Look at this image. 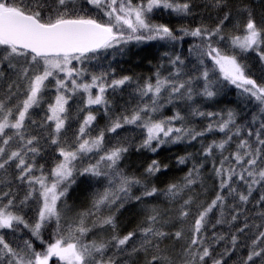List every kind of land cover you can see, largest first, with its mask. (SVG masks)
Segmentation results:
<instances>
[{
    "label": "snow or ice",
    "instance_id": "obj_1",
    "mask_svg": "<svg viewBox=\"0 0 264 264\" xmlns=\"http://www.w3.org/2000/svg\"><path fill=\"white\" fill-rule=\"evenodd\" d=\"M87 4L102 16L78 7L77 0H0V172L8 176L11 170L19 181L17 189L27 186L20 196L11 180L0 181L4 184L0 188V264H138L141 259L143 264H264V74L254 77L239 59L241 54L254 53L264 65V14L257 20L251 6L243 2L233 6L230 0H206L205 7L216 12L213 24L201 18L191 26L181 23L172 27L155 22L152 14L161 10L177 17H193V0H87ZM185 37L194 38L188 51L203 66L194 77L185 78V60L168 52L164 53L171 65L168 75L158 70L154 81L148 78L143 83L128 75L109 79L108 72L93 74L85 81V70L74 64L94 58L89 54L110 49L122 52V45L131 41H162L175 46ZM9 69L12 74L6 76ZM215 71L258 105L260 123L255 131L242 134L244 129L231 110L225 116L193 109L192 115L210 120L199 130L189 126L179 111L155 118L166 104L191 101L194 94L214 97L221 86L220 78H211ZM196 80L204 82L202 91L194 89ZM133 83L141 103L129 114L109 115L112 106L106 97L108 90L116 92ZM53 88L54 102L48 104L45 117L51 124H38L31 118V110L40 107ZM93 89L98 90L96 94ZM78 93H83L85 108L102 106L110 123L93 135L90 129L96 115L88 111L75 140L65 147L61 141L69 120V101ZM256 120L253 116L252 122ZM37 124L51 129L50 143L57 145L62 157L47 172L36 161L41 154L40 137L29 131ZM125 125L146 130L136 150L152 153L162 146L197 141L213 131L223 133L219 141L207 145L200 141L202 154L211 158L218 181L214 198L199 201L191 194L182 196L186 191L192 193L197 183L203 187V162L194 163L183 182L171 183L163 190L126 175L119 163L129 146L104 147L105 133H115ZM90 153L98 154L95 163L78 167L75 162ZM190 158L191 154L181 156L178 163L185 164ZM167 167L153 158L144 171L152 177ZM74 172L105 178L107 184L95 194L87 210L72 216L65 198L76 182ZM138 185L143 191L133 194ZM258 188L261 194L253 206L260 209L255 213L259 222L250 221L246 210ZM157 194L180 201L175 217L181 227L174 231L167 228L171 217L152 208L140 226L120 234L115 214L130 201L143 202ZM30 201L36 205L34 220L24 214V209L31 207ZM49 225L53 230L46 239L44 230ZM217 226L222 230L212 231ZM169 242H179V247L173 244L169 248ZM242 250L246 251L238 259H229Z\"/></svg>",
    "mask_w": 264,
    "mask_h": 264
},
{
    "label": "trees",
    "instance_id": "obj_2",
    "mask_svg": "<svg viewBox=\"0 0 264 264\" xmlns=\"http://www.w3.org/2000/svg\"><path fill=\"white\" fill-rule=\"evenodd\" d=\"M134 3H138L139 0H133ZM233 6L243 2L251 6L254 10L257 20L260 19L261 14H264V0H230ZM196 15L193 17H177L174 14L170 15L167 12L156 10L153 15L155 22L169 23L172 27H179L181 23L186 25H193L200 23L201 18H204V22L211 25L214 23L216 12L211 8L205 7L206 0H193ZM77 6L83 7L89 10L92 14H98L97 10L93 9L91 5L87 4V0H77ZM102 16V14H98ZM211 17V18H209ZM106 19V17L104 18ZM228 30L233 31L232 25L228 26ZM195 42L192 37H185L183 41L178 42L175 46L169 45L162 41H148V42H136L131 41L127 45H122L123 51H117L116 49L107 50V52H101L96 54H89L93 56L92 59H86L84 62H74L77 68L85 70V81H90L91 75H99L102 72L109 73V79L113 77L119 78L125 75L132 76L134 81L143 83L144 80L152 78L155 79V73L159 70L163 76H167L171 65L168 63V57L164 55L165 52L169 54H178L185 60V64L182 66L183 75L185 78L189 76H196L202 70V67L195 55L189 54V47ZM241 63L247 65L249 72L256 78H259L264 74V65L258 61V58L254 53L241 54L239 56ZM208 66L211 67V62H207ZM163 65V67H161ZM114 70V71H113ZM12 74V70H7L6 76ZM211 78L216 79L219 77V72L215 71L210 74ZM221 79V86H218L216 91L217 94L212 98H207L200 95L193 96L191 101H175L172 104H166L165 107L154 114L155 118H166L175 114L179 111L181 115L185 117V122L189 126L196 129H203L207 126L210 120L207 117H201L198 115H192L193 109H197L203 112H213L225 115L228 111L236 113L237 124L242 126L244 133L251 129L255 131L260 123V114L258 111V105L251 100L246 99L240 94V90L235 86L228 84L226 81ZM203 81L196 80L194 83V89L202 91ZM93 94L97 93V89H93ZM55 90L54 88L45 95V98L40 107L31 110V118L39 123L44 122L51 124L45 120L48 115V104L54 102ZM83 93H78L73 96L69 101V120L66 122L64 133H62V143L65 147L72 144L75 140V133L77 132L82 119L87 115L88 111H92L96 115V120L93 122V128L90 129L93 135L97 134L99 129H106L109 125V116L105 115L102 106H92L90 109L85 108L84 100L81 99ZM106 97L111 102L112 112L109 115L116 116L122 112L129 114L132 109L136 108L141 103V98L136 93V83L131 85H125L123 88L113 92L111 89L106 93ZM147 100V98H144ZM84 108V111L80 109ZM253 116H257L255 123L252 122ZM212 119H218L213 117ZM26 123H28L26 121ZM177 126L181 123L180 121L175 122ZM37 125H32L30 128V134L37 135L40 137L41 154L36 157L38 165H43L45 172L55 166V163L62 159L58 155L57 145L50 143L48 132L50 128L44 129ZM146 136V130L137 127L136 125H125L118 129L115 133H105V148H111L118 144H126L129 146V151L124 154V158L120 161L119 167L123 170L126 175L136 176L142 178L148 185H155L159 189H166L171 183H181L183 178L187 175L188 171L193 167L194 163L203 162V167L200 169L201 172V183H197L192 186L193 192L188 193L187 191L182 194L183 197L191 194L199 201H210L214 198L215 191L217 190L218 181L215 179L211 158L203 156V145L211 143L213 140L219 141L224 137L223 133L216 131L207 133L204 137H199L197 141L191 143L186 140L177 144H171L168 146H162L157 153H152L145 149L137 151L138 145ZM250 141H254V137L249 138ZM15 147V143L12 144ZM234 148L235 145L233 144ZM191 154V158L185 164H179L178 159L181 156H188ZM155 158L166 164L167 170L157 173L156 176L149 177L145 173L144 169L147 167L151 160ZM98 159V154L90 153L83 158L82 161H76L78 167H85L88 163H95ZM216 159H219L217 155ZM39 175V173H37ZM76 182L71 185L68 190L67 200L69 215L74 216L76 213L85 211L91 206V201L97 192L103 190L106 186L107 181L105 178H94L91 176H81L78 172H74ZM11 180L13 182V190L18 191L20 196H23V190L27 187L26 185H20L17 189L15 186L19 184V181L15 180V176L10 174L5 176L0 172V181ZM4 184L0 183V188H3ZM6 190V189H5ZM243 190V187H241ZM133 194H140L143 191V187L138 185L133 188ZM261 194L258 188L253 192L250 198L251 203L247 206L246 210L249 212V220L255 219L259 222V217L255 215L260 209L255 208L253 205ZM31 207L24 209L26 218L35 219V208L34 202H29ZM180 201L172 202L163 194H157L153 197L144 198L143 202L130 201L117 212L116 223L120 234H126L128 231H132L140 226L148 211L152 208L160 211L166 218L171 217V223L167 225V228L176 230L181 227L180 221L175 217V210L179 207ZM22 227V226H21ZM53 230V225H49L44 230L45 238H50V234ZM222 230L221 226H217L212 231ZM99 231V230H94ZM27 233V230H24ZM92 235L91 233L89 234ZM8 239H12L11 233L7 235ZM173 244L179 247V242H169L168 247L171 248ZM242 250L237 253L236 256L230 257L229 259H238L239 255H243ZM138 264H143L142 259L138 261Z\"/></svg>",
    "mask_w": 264,
    "mask_h": 264
}]
</instances>
